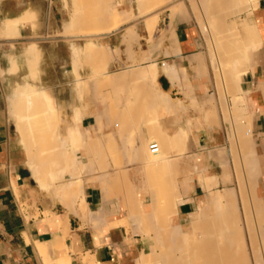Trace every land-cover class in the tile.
I'll list each match as a JSON object with an SVG mask.
<instances>
[{
  "label": "crops",
  "instance_id": "0c3cea01",
  "mask_svg": "<svg viewBox=\"0 0 264 264\" xmlns=\"http://www.w3.org/2000/svg\"><path fill=\"white\" fill-rule=\"evenodd\" d=\"M218 1L216 7L211 0H159L139 8L137 0H0V264H202L185 261V249L206 246L178 234L202 233L195 217L208 206L217 210L234 152L241 163L252 156L259 168L264 204V0ZM106 2L113 14L105 22L93 12ZM210 10L220 11L219 31L213 23L219 13L211 18ZM26 12L38 15L21 21ZM115 13L128 19L116 30L75 32L80 22L110 25ZM7 22L17 28L2 34ZM231 23L230 35L241 43L231 54L251 39L249 26L260 40L237 86L204 74L239 68L209 47L212 31L217 36L223 28L222 36ZM91 45L113 56L100 74L94 63L74 64ZM151 66L156 80H120L123 72ZM117 73L108 87L124 90L95 96L103 78ZM24 85L46 91L55 114L54 123L34 133L30 150L13 96ZM23 102L40 107L44 100ZM150 137L162 144V158L148 157ZM30 152L35 162L46 160L39 169Z\"/></svg>",
  "mask_w": 264,
  "mask_h": 264
},
{
  "label": "bare ground",
  "instance_id": "6f19581e",
  "mask_svg": "<svg viewBox=\"0 0 264 264\" xmlns=\"http://www.w3.org/2000/svg\"><path fill=\"white\" fill-rule=\"evenodd\" d=\"M150 1H152L151 3H153V2L159 1V0H137L139 8L140 7L142 8V6L145 5V3H148ZM212 1H215V4H216V2L218 0H211V2ZM232 1L233 0H231V2ZM233 2L234 3L232 5H235V0ZM240 2L242 3V6H243V2L241 0H240ZM159 4H162V3L159 2ZM201 4H202V2H201ZM221 4L222 3H220V5ZM244 4H247V3H244ZM204 5H207V4H204ZM214 6L217 7V4ZM214 6H213V8H215ZM245 6L248 7V5H245ZM207 7H209V4L207 5ZM226 7H228V6L226 5ZM152 8L153 7H151L150 9H152ZM94 10H96V9H94ZM218 10H220V9H218ZM230 10L234 11V9L233 10L229 9L228 11H230ZM213 11L214 10L208 11L209 16L213 15L214 13L216 14L217 10H215L214 13H213ZM221 11H223V9H221ZM95 12H93V13L95 14ZM219 12L220 11H218L217 13H219ZM93 13H92V15H94ZM115 14L116 15L113 18V23L108 26L105 23L106 18H108V17L102 13V15H104V16H102V15L101 16L105 17V20L103 18V20L105 21L104 22L105 25L102 26V21L100 22L101 24L99 22H97V23L100 24L99 26H100V28L103 29V31L107 32V31H111V30H116L119 27H121L125 23L126 20H128V19L123 17V15H122L123 13L121 14L123 18H119V16H117L119 13H115ZM37 15L38 14H36L35 12H26V14L24 15V18H22L21 21H33L36 19ZM216 15L218 16V17L216 16L217 19H215L214 21L212 20L214 23V31L215 32L219 31L218 25H221L219 23H222L220 20L221 14L219 13ZM102 17H96L95 19H97V21H100L101 20L100 18H102ZM155 17H156L155 19L149 18L146 21L147 22V24L145 23L147 26L146 28L149 29V30L147 29V31L152 30L153 27L155 28V26H156L155 24L157 22L156 21L157 16H155ZM210 17L212 18V16H210ZM109 18H110V16H109ZM144 19H146V18H144ZM232 21H233V19H232ZM17 22L19 23V21H17ZM17 22L5 23V28L2 30V34L5 33V32H3L5 30L6 31L7 30H9V31L14 30L15 31V29L17 28V25H18ZM210 23H212V22L210 21ZM74 24H73V26H74ZM80 24H81V22H80ZM94 24H95V22L93 23V26H94ZM245 24H244V26H245ZM76 25H77V23H76ZM211 25H210V27H211ZM233 25H234V23H231L227 27L226 31L231 32L232 28H234ZM253 27H255V25ZM89 28H90V26H89ZM97 28H98V26H97ZM102 29H101V31H102ZM221 29H222V31L225 30L223 28H221ZM130 30L132 31V29H129V32H130ZM212 30H213V28H212ZM222 31H220V32L222 33ZM220 32H217V36H215V35H213L214 37L212 36V38H214L215 40H213V43H212V41L211 42L209 41L210 43L213 44L212 46L209 45V47H210V50L212 47L213 50L218 51L219 54H221V56H222L221 58L223 59L224 62L227 63V62H230L231 60H235V63L237 61L240 63L239 68L235 72L228 73L229 77H226V76H228V74L226 75L223 73L226 78H230L233 81L235 80L234 85H236L237 76L240 74V72L242 70L248 69L250 52L254 47L258 46V43L260 42V40H259V37L257 36L256 27L252 28L249 26V28H247V32L251 36V39L245 43L243 51L241 53L231 54L239 46L238 42L233 41L231 35L219 36L221 34ZM88 33H90V32H88ZM223 34H225V33L223 32ZM65 35H66V32H65ZM70 35H71V33H70ZM215 37H217V38H215ZM209 42H208V44H210ZM87 47H88V45H87ZM29 51H31V50H29ZM215 51H213V52H215ZM91 52L94 53L93 51H91ZM31 53H32V51H31ZM37 53H38V51H37ZM89 54H91V53H89ZM94 56L96 58L95 54H93V57ZM75 60H76V57H75ZM97 63H99V62H97ZM165 72H166V74H168L170 76V78L172 80L178 79V76H179L178 71L176 72L175 70H172L171 68L165 67ZM125 75L126 74H123L120 76L121 81L123 80ZM135 75L137 78H140L143 80L149 79V78L154 79L155 75H156V71H155L154 66H151L149 68H144V69L138 70L135 73ZM227 81H229V80H227ZM229 83H230V81H229ZM235 89L237 90V87H235ZM239 91H238V93H239ZM16 92L17 93L15 95H13L14 99H15L14 101L17 105L20 104V107H21L20 112H18L20 114H18L19 116H17L18 118L20 117L17 121V128L20 130L23 128L30 130L29 131L30 135L28 137L31 140L30 145H33L35 143L34 139L36 140L35 135H34V133H35L34 130H40L42 128L44 129L45 127H47L49 125L48 120L46 119V116H45L46 115L45 112L49 111V109H50L49 105H47L49 103V101H48L49 95L44 90L27 89V85L20 87L19 90ZM34 96L42 97L43 100L48 101L46 104L48 108L47 109H41L39 107L34 112L32 109L33 105L32 106L28 105V104L24 105V106L22 105V103L24 104V102H23L24 99H26V101H27V100H30L31 98H34ZM41 105H43V103H41ZM43 113H45V114H43ZM50 115H52V114H50ZM47 128H45V129H47ZM50 128H51V126H50ZM30 149H31V146H29V150ZM244 150H247L246 147L244 148ZM250 150H251V148H250ZM249 152H251V151H249ZM30 154H31V152H30ZM33 155L34 154H31L32 160H30V161L33 162V164H35L36 167H32V168L39 169V165L44 164L46 160H44V157H41V158H39L38 161L35 162L36 158ZM163 156H164V153H163ZM160 157H162V156H160ZM249 157L250 158H245V161H243L242 163L237 162V165H235L236 169H237L236 173L238 176L236 188H226L225 187L226 188L225 190H223L222 192H218V194L215 196L213 207L216 206L217 210L214 212V211H212L213 209L211 210L210 207L208 206V209H206V210L202 209L201 211H199L200 212L199 215H197V217H195V218H197L198 222L201 221V224L199 226V228L202 230L200 243H201V245L204 244L206 247L203 246V249L202 248L201 249H199V248L194 249V247H191L189 249L186 248L185 249L186 250L185 261L190 259V260H195V262H196L197 259H200L199 261L202 260V264H216V263L217 264H252L250 259H249V254H253L254 255V263L253 264H264V204H263L262 199L259 196V184H258L260 170L252 162V160H251L252 156H249ZM155 159H157V157ZM31 162H30V164H31ZM31 166H32V164H31ZM243 168L246 171H244ZM244 173L246 174V177H247L246 179H244V177H243ZM35 174H36V172H35ZM225 177H226L225 179H227V177H229V176L227 175ZM222 184L225 185L226 183H222ZM231 211H233V213L235 214V216L232 215L233 219H234V220L232 219L233 221L229 218V217H231L230 215L232 214ZM193 227H194V224H193ZM195 228H197V224H195ZM177 233H180V232H177ZM178 236H180V238H182L181 233H180V235L178 234ZM182 239L190 241L192 244H193V241H196V240L199 241V239L195 236L194 232L189 233V234H184V237ZM172 256H173V258H176V257H174V255H172ZM174 260L175 259H173V261ZM192 264H194V261H192ZM196 264H198V263H196Z\"/></svg>",
  "mask_w": 264,
  "mask_h": 264
},
{
  "label": "rangeland",
  "instance_id": "374dc122",
  "mask_svg": "<svg viewBox=\"0 0 264 264\" xmlns=\"http://www.w3.org/2000/svg\"><path fill=\"white\" fill-rule=\"evenodd\" d=\"M96 12H95V14H96V16L98 15V16H101L102 15V13L103 14H105V15H108V14H113V10H112V7L110 8L109 7V4L106 2V3H104V5H101V6H97L96 7V10H95ZM198 9L197 8H195V12L196 13H198ZM102 16H104V15H102ZM113 23V22H112ZM100 24H95L94 25V28H86V27H83V25L82 24H78V30H75V32L76 33H81V34H86V33H88V32H90V33H92V32H102L103 31V29L102 28H100V26H99ZM111 25V24H110ZM97 26H98V28H97ZM109 26V25H108ZM102 27V26H101ZM100 28V29H99ZM101 29H102V31H101ZM98 30V31H97ZM86 32V33H85ZM212 35H216L213 31H212ZM224 35H230V32L227 34H224ZM210 39H207V41H209ZM233 41H237L238 42V40H234V39H232ZM239 45H241V43H239ZM207 46H208V44H207ZM91 51H93L94 53H95V55H96V58H95V56L93 57V53L91 52ZM89 53H91V54H89ZM110 59H113V56H112V54L110 55V54H97V51H96V48L95 47H93V46H91L90 48H88V49H86L85 50V52H84V54L83 55H79L78 57H77V59L75 60V62H74V64L75 65H79V66H83V65H87V64H92V63H94V65H95V69H96V71H95V74H100V69H102V67H104V65H106V63L108 62V61H110ZM97 62H99V63H97ZM96 63V64H95ZM217 63L218 62H216V60H214V61H212V67H213V69H217L218 68V66H217ZM81 64V65H80ZM98 66V67H97ZM100 67V68H99ZM144 68H147V67H143V68H139V70H141V69H144ZM138 71V70H137ZM136 70L135 71H130V72H123L122 73V75L123 74H126L125 76L126 77H124L123 78V80H126V79H134V80H143V79H140V78H137L136 77V75H135V73L137 72ZM204 74H206L207 76H209V77H211V79H215V80H217V81H219V85H220V83H221V75L223 74V73H220V71L219 70H213L212 72H207V73H204ZM224 74H227V73H225L224 72ZM223 74V77H224V79L227 81L228 79L225 77V75ZM157 77H158V72H157V76H156V78H154V79H152V78H149V79H144V80H156L157 79ZM119 78V74L117 73V74H115V75H112V76H108V77H106V78H103L104 79V81H102V82H100L99 84H98V87H96V89H95V96H102L103 94H104V91L105 92H107L106 94H112V95H116V96H118L119 95V93H120V90H124V89H120L119 87H111L110 89H109V87H108V85H112L113 83H114V81H117V79ZM122 83V82H121ZM27 89H35V88H33V87H31L30 85H27ZM108 90H110L111 91V93H108ZM217 90H218V93L219 94H222V92H224V88H222V87H218L217 88ZM229 89H227V91H228ZM86 91V89H83V91H82V93H80V96H82V95H84L85 92ZM32 100L31 101H33V102H35V101H38V100H43L42 99V97H39V96H34V98H31ZM48 101H49V99H48ZM48 101H45L44 100V102H43V105H40V108L41 109H47L48 107H47V105H49V107H50V103H48L47 104V102ZM47 104V105H46ZM33 105V106H32ZM31 106H32V109H33V111L35 112V110H37V107L39 106L38 104H36V103H33ZM39 108V107H38ZM46 113V119L48 120V123L49 124H51V122H53L54 123V120H52L54 117H55V114L52 112H50L49 113V111H47V112H45ZM45 113H43V114H45ZM49 113V114H48ZM50 114H52V115H50ZM212 115H208V119L211 117ZM51 120V121H50ZM23 130H27V131H30V130H28V129H25V128H23ZM39 130H34V132L36 133V132H38ZM35 138L37 139L38 137H36V135H35ZM47 138H49V137H47ZM51 138H54V137H51ZM28 140L29 141H31L30 139H29V137H28ZM33 141V140H32ZM34 141H35V139H34ZM153 141H155V142H157V143H159L160 144V148H161V153H160V155L157 157V158H162L163 157V147H162V144L159 142V140L158 139H156V138H151L150 140H149V142H148V144H151ZM31 147H32V145H31ZM45 147V146H44ZM48 148H49V146H48ZM234 155H235V158L233 159V161H232V167H231V169H229V172H230V176L228 177L230 180H232L230 183H226L225 185H223V189H222V191L223 190H225L226 188H236V186H237V173H236V171H237V169H236V166L235 165H237V162H240L237 158H236V155H237V153L236 152H234ZM44 156H47V158H49V156H50V152H47V154L46 155H44ZM160 156H162V157H160ZM148 157L149 158H151L152 160H154L155 158L150 154V152H149V147H148ZM235 162V163H234ZM244 169V168H243ZM244 171H246L245 169H244ZM243 177H244V179H246L247 177H246V174L244 173V175H243ZM226 187V188H225ZM221 191V192H222ZM259 196H260V190H259ZM260 198H261V196H260ZM231 217H229L231 220L233 219V216L232 215H234L235 216V214L233 213V211H231ZM235 218V217H234ZM229 219V220H230ZM230 220V221H231ZM234 220V219H233ZM232 220V221H233ZM195 236L198 238V239H201V234H200V232H197L196 234H195ZM182 238H183V236H182ZM249 259H250V261H251V263L253 264L254 263V255L253 254H249ZM219 263V262H218ZM217 264V263H216Z\"/></svg>",
  "mask_w": 264,
  "mask_h": 264
},
{
  "label": "built area",
  "instance_id": "2783aa9c",
  "mask_svg": "<svg viewBox=\"0 0 264 264\" xmlns=\"http://www.w3.org/2000/svg\"><path fill=\"white\" fill-rule=\"evenodd\" d=\"M149 152L151 155L156 156L160 153V146L157 142L153 141L150 145H149Z\"/></svg>",
  "mask_w": 264,
  "mask_h": 264
}]
</instances>
